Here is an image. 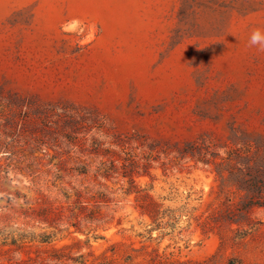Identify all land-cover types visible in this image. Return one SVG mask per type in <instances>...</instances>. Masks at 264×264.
<instances>
[{
	"label": "rangeland",
	"instance_id": "374dc122",
	"mask_svg": "<svg viewBox=\"0 0 264 264\" xmlns=\"http://www.w3.org/2000/svg\"><path fill=\"white\" fill-rule=\"evenodd\" d=\"M257 28L264 0H0V264H264L214 163L264 138Z\"/></svg>",
	"mask_w": 264,
	"mask_h": 264
},
{
	"label": "trees",
	"instance_id": "16d2710c",
	"mask_svg": "<svg viewBox=\"0 0 264 264\" xmlns=\"http://www.w3.org/2000/svg\"><path fill=\"white\" fill-rule=\"evenodd\" d=\"M229 6L233 5L229 4ZM233 142L236 146L228 148L224 156L215 152V157L220 161L214 163L218 168L219 176H224V171L228 172L229 178L238 191L245 193L241 206L244 207L243 215H246L255 206L264 207V138L261 137L255 143L234 139ZM201 149L203 148H191L186 153H191L195 158L198 157L197 161L203 164H209L206 154H201ZM150 217L153 220L156 219L155 215Z\"/></svg>",
	"mask_w": 264,
	"mask_h": 264
},
{
	"label": "clouds",
	"instance_id": "9594fccd",
	"mask_svg": "<svg viewBox=\"0 0 264 264\" xmlns=\"http://www.w3.org/2000/svg\"><path fill=\"white\" fill-rule=\"evenodd\" d=\"M250 45H262L264 46V33L259 28L254 29L251 33Z\"/></svg>",
	"mask_w": 264,
	"mask_h": 264
}]
</instances>
